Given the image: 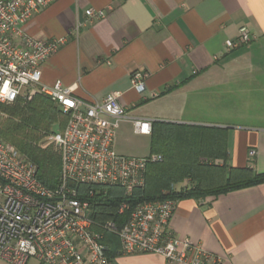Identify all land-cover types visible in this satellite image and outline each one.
<instances>
[{
  "label": "crops",
  "instance_id": "0c3cea01",
  "mask_svg": "<svg viewBox=\"0 0 264 264\" xmlns=\"http://www.w3.org/2000/svg\"><path fill=\"white\" fill-rule=\"evenodd\" d=\"M87 9H102L106 16L91 19ZM243 25L251 31V41L229 48L227 42L237 38ZM25 29L39 38L67 39L44 63V83L60 81L88 101L119 94L127 119L116 137L122 124H131L136 133L135 119L226 125L229 164L264 172V126L186 115L198 101L204 110L211 108L213 78L228 69L237 78L243 75L240 69H248V75L256 76L253 84H261L264 0H56L29 19ZM139 69L149 74L143 93L131 83ZM153 92L159 95L153 97ZM136 134L150 139V134ZM149 154L150 144L148 154L138 156ZM170 228L220 255L223 264H264V183L199 200L181 198ZM115 260L167 264L153 253L120 254Z\"/></svg>",
  "mask_w": 264,
  "mask_h": 264
},
{
  "label": "built area",
  "instance_id": "2783aa9c",
  "mask_svg": "<svg viewBox=\"0 0 264 264\" xmlns=\"http://www.w3.org/2000/svg\"><path fill=\"white\" fill-rule=\"evenodd\" d=\"M54 1L0 0V104L30 100L40 93L66 118L59 132L52 134L61 155V181L55 188L40 180L33 161L0 137V258L9 264H28L31 259L38 264H117L103 243L104 233L109 232L118 236L122 255L158 254L167 264H223L220 255L171 230L174 198L142 201L132 208L124 201L119 213H130L121 225L100 223L90 215V199L97 189L105 193L116 188L128 197L144 187L147 165L162 157L116 151L117 130L127 119L117 92L88 101L60 81L52 85L42 81L44 63L67 39L35 37L25 24ZM86 13L91 19L106 16L102 9ZM251 39V31L243 25L227 46L239 48ZM148 75L135 70L133 88L143 93ZM133 125L136 133H151L148 119H135Z\"/></svg>",
  "mask_w": 264,
  "mask_h": 264
},
{
  "label": "trees",
  "instance_id": "16d2710c",
  "mask_svg": "<svg viewBox=\"0 0 264 264\" xmlns=\"http://www.w3.org/2000/svg\"><path fill=\"white\" fill-rule=\"evenodd\" d=\"M0 111L6 114L0 120V137L36 164L45 185L57 187L61 155L49 136L54 124L63 125L66 120L58 106L39 93L30 100L18 98L11 104H0ZM227 132V127L214 125L153 121L150 153L160 154L162 159L147 165L144 187L128 197L116 188H108L105 193L97 189L90 199V215L100 223L114 221L121 225L130 213H119L124 201L132 208L142 201L166 198L199 200L264 183V172L229 164ZM103 243L108 256L121 254L116 234L105 232Z\"/></svg>",
  "mask_w": 264,
  "mask_h": 264
},
{
  "label": "rangeland",
  "instance_id": "374dc122",
  "mask_svg": "<svg viewBox=\"0 0 264 264\" xmlns=\"http://www.w3.org/2000/svg\"><path fill=\"white\" fill-rule=\"evenodd\" d=\"M239 71L240 75L243 74L240 78L233 77V71L230 69L224 72L221 78H213L214 92L211 108L204 110L202 101H198L193 105L194 109L186 111V115L237 126H264V77L260 79L261 84L258 87L259 85L253 84L252 81L256 76L248 75L250 74L248 69ZM172 110L165 109V112L169 114L174 112ZM5 115L3 111H0V120ZM118 132L115 143L118 151L136 156L148 154L149 136L134 133L131 124H122ZM49 141L56 145L52 134L49 136ZM0 264L9 263L0 258ZM28 264H38V262L31 259Z\"/></svg>",
  "mask_w": 264,
  "mask_h": 264
},
{
  "label": "water",
  "instance_id": "95a60500",
  "mask_svg": "<svg viewBox=\"0 0 264 264\" xmlns=\"http://www.w3.org/2000/svg\"><path fill=\"white\" fill-rule=\"evenodd\" d=\"M59 129H60V124L59 123H56L53 125L52 127V131L54 134H57L59 132Z\"/></svg>",
  "mask_w": 264,
  "mask_h": 264
}]
</instances>
